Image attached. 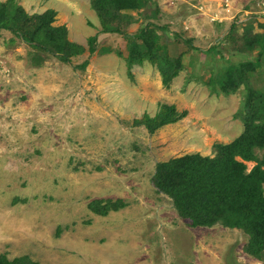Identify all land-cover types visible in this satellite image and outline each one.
I'll use <instances>...</instances> for the list:
<instances>
[{
  "label": "rangeland",
  "instance_id": "rangeland-1",
  "mask_svg": "<svg viewBox=\"0 0 264 264\" xmlns=\"http://www.w3.org/2000/svg\"><path fill=\"white\" fill-rule=\"evenodd\" d=\"M15 1L29 16L54 10L52 25L82 52L63 62L0 31V253L38 264H264L244 251L241 229L191 225L152 182L157 162L212 157L214 144L243 131V85L224 94L216 78L255 56L239 47L263 32L264 0H143L122 10V32L152 23L147 31L166 53L181 55L168 86L147 61L127 68L125 38L101 32L89 0ZM213 45L220 53L207 51ZM260 66L252 76L259 90ZM165 103L186 115L153 132L135 123ZM117 198L126 205L104 215L88 208Z\"/></svg>",
  "mask_w": 264,
  "mask_h": 264
},
{
  "label": "trees",
  "instance_id": "trees-1",
  "mask_svg": "<svg viewBox=\"0 0 264 264\" xmlns=\"http://www.w3.org/2000/svg\"><path fill=\"white\" fill-rule=\"evenodd\" d=\"M89 1L101 32L117 33L125 38L126 55L123 59L127 68L147 61L157 67L163 85L168 86L182 68L181 55L172 57L166 53L157 36L147 31L152 23L133 34L122 32L118 26L123 20L121 18L125 17L122 10H137L143 6V0ZM55 15L54 10H46L29 16L15 0H6L0 3V31H12L33 48L69 62L71 56L81 54L82 47L67 39L64 26L52 25ZM260 26L263 32L243 36V47H239L241 51H255V56L242 63H228L216 78L217 89L224 94L243 85V131L228 143L214 144L212 157L187 153L157 162L152 176L157 191L171 199L179 217L189 219L191 225L210 227L218 224L241 229L248 237L244 251L258 258L264 256V89L252 87V76L264 61V24ZM228 31L224 37L226 40L233 26ZM95 40V36L88 39L89 54L96 49ZM106 51L107 48L100 50L101 53ZM207 51L220 53L214 45ZM220 57L223 58L221 54ZM86 65L87 60L80 67ZM185 115V110L178 111L173 104L165 103L153 116L144 113L135 123L153 132ZM256 149L262 150L260 156H257ZM247 162L254 164L248 169ZM125 205L121 198L94 199L88 203V208L93 213L104 215ZM0 264L38 263L26 256L9 259L0 253Z\"/></svg>",
  "mask_w": 264,
  "mask_h": 264
}]
</instances>
